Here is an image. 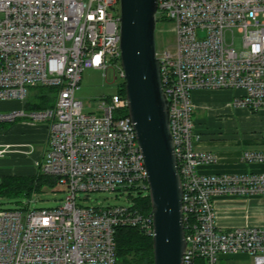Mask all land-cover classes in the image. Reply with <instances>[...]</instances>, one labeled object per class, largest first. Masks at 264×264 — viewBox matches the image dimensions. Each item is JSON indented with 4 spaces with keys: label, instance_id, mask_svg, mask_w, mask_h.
<instances>
[{
    "label": "built area",
    "instance_id": "obj_1",
    "mask_svg": "<svg viewBox=\"0 0 264 264\" xmlns=\"http://www.w3.org/2000/svg\"><path fill=\"white\" fill-rule=\"evenodd\" d=\"M163 20L173 22L175 31L172 50L156 56L182 185V264H220L229 254L264 264V226L220 228L214 207L219 197H264V172L199 171L216 156L195 149L200 135L192 98L194 91L239 90L235 107L264 110V0H157L156 22ZM235 33L239 50L233 47ZM86 67L104 76L112 67L114 80L115 73L121 78L118 88L124 83L120 0H0V101L22 103L0 111V122L46 125V152L34 165L66 189L56 208L25 203L0 209V264H117V227L152 237V213H143L134 200L128 207L78 201L79 192L148 196L125 94L104 96L97 113H85L75 90ZM37 86L56 88V97L50 107L28 110V88ZM17 147L26 155L34 152L32 144ZM14 149L0 143V157ZM240 159L264 163V150H243Z\"/></svg>",
    "mask_w": 264,
    "mask_h": 264
},
{
    "label": "water",
    "instance_id": "obj_2",
    "mask_svg": "<svg viewBox=\"0 0 264 264\" xmlns=\"http://www.w3.org/2000/svg\"><path fill=\"white\" fill-rule=\"evenodd\" d=\"M156 12L157 0H120L121 65L127 112L147 171L153 264H182V185L156 56Z\"/></svg>",
    "mask_w": 264,
    "mask_h": 264
},
{
    "label": "crops",
    "instance_id": "obj_3",
    "mask_svg": "<svg viewBox=\"0 0 264 264\" xmlns=\"http://www.w3.org/2000/svg\"><path fill=\"white\" fill-rule=\"evenodd\" d=\"M213 104L202 99L205 92L195 91L193 101L195 112H205L195 117V130L200 135L195 149L210 151L216 161L199 167L203 173L264 172V163H246L240 159L243 150H264V110L252 112L233 105L234 96L239 90H214ZM217 99V100H216ZM22 103L16 100L0 101V111L20 108ZM0 143L14 145L13 151L0 157V176L7 174H34L17 158L26 155L20 152L19 144H32L34 152L27 154L33 162L42 159L46 152L47 127L44 123L27 121L14 122L3 131ZM19 149V151L17 150ZM18 162V163H17ZM216 224L220 228L238 226H264V197H219L214 200ZM227 256V255H226ZM225 264L234 261L223 256Z\"/></svg>",
    "mask_w": 264,
    "mask_h": 264
},
{
    "label": "rangeland",
    "instance_id": "obj_4",
    "mask_svg": "<svg viewBox=\"0 0 264 264\" xmlns=\"http://www.w3.org/2000/svg\"><path fill=\"white\" fill-rule=\"evenodd\" d=\"M230 40V39H229ZM155 43H156V52H160L168 47L172 50V46L175 43V31L174 24L170 20H163L156 22L155 26ZM233 47L236 50L241 48V37L240 34H234V43ZM117 79L114 80V72L112 67H109L104 76V71L99 69H93L90 67L84 68L81 74V80L78 88L75 90V97L83 105V111L85 113H97V105L101 101L102 97L109 96L117 92L118 85L121 81V78L115 73ZM217 90H226V89H217ZM205 93L202 94V99L204 103L213 104L212 98H214V90H202ZM36 93L35 88H28V94L26 99L31 100L33 98V93ZM192 92V98H193ZM217 100V99H216ZM205 112H196L193 115L195 117H200ZM18 122V121H16ZM4 130L10 128L13 122H4ZM3 130V131H4ZM3 131L0 133V137L3 134ZM1 140V139H0ZM26 143V142H25ZM8 155V154H7ZM10 156V155H8ZM31 156L21 155L17 158L28 168V170L36 171L34 162L30 160ZM18 163V162H17ZM66 195V189L64 185L54 182L53 184L45 183L40 190H37L32 193L31 196H14L6 197L0 195V209H17L22 207L23 204L29 203L31 208H56L61 205ZM131 195V196H130ZM78 201L81 205L90 206L96 202H100L104 205H122V206H131L133 201L132 197L135 196L133 192L126 190H116L112 192L108 191H97L89 193L88 197L85 192H79ZM225 257L234 261L233 264H250L251 260L246 254H229ZM129 258H132V255H129ZM145 264V263H141ZM220 264H225V259L223 256L220 258Z\"/></svg>",
    "mask_w": 264,
    "mask_h": 264
},
{
    "label": "trees",
    "instance_id": "obj_5",
    "mask_svg": "<svg viewBox=\"0 0 264 264\" xmlns=\"http://www.w3.org/2000/svg\"><path fill=\"white\" fill-rule=\"evenodd\" d=\"M33 98L26 100L24 107L28 110L42 109L53 105L57 89L54 87H35ZM118 91L125 94L124 83ZM14 123V122H13ZM4 122H0V133L4 130ZM55 178L37 170L34 174H7L0 176V195L6 197L26 196L40 190L45 184H53ZM136 206L143 212L150 211L149 197L137 195L132 198ZM115 247L117 264H153L152 237L132 226H119L115 230ZM132 255V258H129Z\"/></svg>",
    "mask_w": 264,
    "mask_h": 264
}]
</instances>
